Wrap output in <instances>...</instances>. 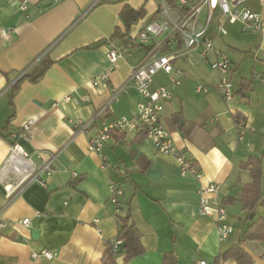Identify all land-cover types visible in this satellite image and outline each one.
Returning <instances> with one entry per match:
<instances>
[{
  "label": "crops",
  "instance_id": "0c3cea01",
  "mask_svg": "<svg viewBox=\"0 0 264 264\" xmlns=\"http://www.w3.org/2000/svg\"><path fill=\"white\" fill-rule=\"evenodd\" d=\"M160 3L0 0V127L20 131L34 119L31 135L19 136L17 142L36 165L56 154L47 188L31 182L9 195L8 185L16 178L8 160L12 143L0 137V221L5 222L0 228V264H102L108 241L116 238L121 228L119 218L126 215L141 232L144 252L126 261L121 253L118 264H164L169 253L176 264H199L202 260L237 264L220 255L240 241L255 219L264 217L261 203L250 212L240 201L251 181L241 162L264 155V89L258 87V83L264 84V28L245 32L216 12L208 34L217 49L228 53L231 71L222 74L211 69L210 55L206 62L177 59L174 72L160 71L154 77L153 88L167 86L171 92L162 114L164 123L175 145L197 163L200 178L182 176L176 159L160 153L142 132L113 133L104 146L109 163L125 168V175L104 166L88 147L103 125L137 112L141 96L128 85L119 101L96 116L114 90L127 85L131 68L145 56L147 48L131 42V37L156 17ZM127 5L142 9L144 16L131 26L125 43L115 34L126 31L121 12ZM247 5L260 11L264 19V7L257 0H249ZM169 6L177 8V0H170ZM219 24H224L226 35H217ZM178 46L174 43L171 48ZM114 47L125 50L124 56L116 61L108 78L102 79L111 66L108 52ZM169 50L165 46L162 52ZM246 57H253L247 70L241 67ZM189 58L194 60L196 55ZM42 60L50 66L39 81L25 80L13 87ZM177 69L188 75L172 86ZM220 77L233 83L234 100L225 101L216 90ZM198 82L209 85L210 91L196 93ZM66 96L74 99L66 101ZM180 112L182 127L172 129L168 118ZM237 115L246 122L243 140L239 139ZM76 120L92 121L89 132L76 129ZM152 169L158 171L154 177L150 176ZM73 172L78 175L72 176ZM111 179L119 180L123 187L119 205L110 199ZM209 184L217 185L218 192L207 197L219 196L227 208L226 223L233 227L224 239L216 219L198 212L201 190ZM261 189L264 199V174ZM223 198L234 200L226 204ZM26 218L30 225L21 222ZM243 247L253 257V264H264L263 242L246 240ZM44 249L54 257H33Z\"/></svg>",
  "mask_w": 264,
  "mask_h": 264
},
{
  "label": "built area",
  "instance_id": "2783aa9c",
  "mask_svg": "<svg viewBox=\"0 0 264 264\" xmlns=\"http://www.w3.org/2000/svg\"><path fill=\"white\" fill-rule=\"evenodd\" d=\"M249 0H177V8H170V0H160V8L154 19L148 22L138 33L131 37V42L143 45L147 48L145 56L137 65L131 68L127 85L114 90L109 102L103 106L96 116L102 114L109 108L110 104L117 102L120 96L127 91V86L132 85L141 96L137 106V112L130 116H123L112 120L97 130L89 140V150L96 152L102 159L103 165L114 169L121 175L126 174V169L119 165H111L104 154V146L111 137L112 131L120 133L142 132L151 139L156 149L166 155H172L178 164L179 172L182 176L191 174L196 178L201 177V170L197 163L188 157L185 150L179 149L172 137L171 131L164 123L162 114L165 110V103L171 98V92L167 86L153 88L155 75L163 71L165 73L174 72L173 62L177 59L189 60L192 62H206L211 55L210 67L218 73L231 71V59L227 52L217 49L214 39L208 34L209 28L214 21L216 12H220L225 22L238 23L241 30L245 32H256L264 28V19L260 11L247 5ZM260 7H264V0H257ZM22 8H27L23 3ZM206 16L203 19L204 12ZM217 35L224 36L228 33L224 24L216 25ZM166 36L164 41H158L161 36ZM174 43H179L177 48L172 49ZM169 46L170 52H162L163 47ZM125 50L114 47L108 52L111 66L102 75V79H107L116 61L124 56ZM196 53V54H194ZM130 56V53L128 54ZM191 55H196L194 60H190ZM176 76L171 79V85L176 86L181 83V78L188 73L182 69L175 71ZM225 101H232L235 98V87L230 79L220 77L215 85ZM211 87L206 84L196 86L195 92L203 94L209 92ZM74 98L66 96L64 100L69 101ZM76 101V100H75ZM92 121L76 120L74 127L81 132H89ZM34 119L27 121L19 132H12L10 135L11 154L9 163L13 167L16 178L8 185V193L12 195L15 191H22L29 183L38 182L42 187L47 188L48 176L53 172V161L56 154H51L48 161L41 165H36L25 149L17 142L19 136L29 137L32 133ZM246 122L240 120L237 123L239 139L243 140L246 130ZM254 131V128H250ZM76 172L72 176H77ZM110 199L119 205L123 195V187L119 180L111 179L109 184ZM218 187L209 184L201 190L198 212L201 216L214 217L217 221L221 239L226 238L232 231L226 223L227 208L222 204L219 196L207 197V194H215ZM95 219V222H98ZM25 225H30L31 220L26 218L21 221ZM5 226L4 221H0V228ZM122 241L116 238L108 241V246L118 250ZM44 256L53 258L54 254L49 250H41L33 253V257ZM199 264H207L205 260Z\"/></svg>",
  "mask_w": 264,
  "mask_h": 264
},
{
  "label": "trees",
  "instance_id": "16d2710c",
  "mask_svg": "<svg viewBox=\"0 0 264 264\" xmlns=\"http://www.w3.org/2000/svg\"><path fill=\"white\" fill-rule=\"evenodd\" d=\"M143 16L144 11L142 9L137 10L129 5L125 6L121 12V19L125 24L126 31L122 33L121 30H117L115 36H119L126 43L127 35L131 30V26L137 23ZM49 66V61L42 60L31 72L24 73V75L20 77L13 87H18L25 80L30 82L39 81ZM240 86L244 87L242 83ZM181 119L182 113H175L169 116L168 124L172 129L182 127ZM240 120L241 116L237 115V123ZM193 126L194 124H191V127ZM14 131L18 132V130L11 129L9 126L0 127V137L10 140V135ZM113 133L115 134L119 132L112 131L111 135ZM140 134L142 136H146L145 133ZM263 166L264 155L260 157L251 156L240 164L242 169L248 170L250 172L251 181L244 187L240 197V201L243 203L244 208L250 212L253 211L259 203H261L262 207L264 208V199L262 197L261 189L264 174ZM233 200V198H223V202L226 204H232ZM119 219L121 221V228L116 239L121 240L122 243L118 250H114L108 246L102 264H118L117 257L121 253L125 254L124 259L126 261L144 252V247L141 242V232L136 224L131 220L130 215L120 217ZM246 240L261 241L264 243V217L259 216L257 219H255L247 228V230L244 231L240 241L222 253L220 257L224 259L232 258L237 262V264H253V257L243 247V242ZM164 264H176L175 257L172 255V253L165 255Z\"/></svg>",
  "mask_w": 264,
  "mask_h": 264
},
{
  "label": "rangeland",
  "instance_id": "374dc122",
  "mask_svg": "<svg viewBox=\"0 0 264 264\" xmlns=\"http://www.w3.org/2000/svg\"><path fill=\"white\" fill-rule=\"evenodd\" d=\"M258 51H257V49H254V53H257ZM258 54V53H257ZM261 55V54H260ZM247 59L243 62V65L241 66V67H244V69H248V65H249V63H248V60L249 59H252L251 57H246ZM257 68V67H256ZM262 69L261 68H257V71H261ZM201 84H204V83H202V82H198V83H196V86H198V85H201ZM258 84H260V85H258ZM257 85H258V87H260V88H262V89H264V84L263 85H261V83H258Z\"/></svg>",
  "mask_w": 264,
  "mask_h": 264
},
{
  "label": "water",
  "instance_id": "95a60500",
  "mask_svg": "<svg viewBox=\"0 0 264 264\" xmlns=\"http://www.w3.org/2000/svg\"><path fill=\"white\" fill-rule=\"evenodd\" d=\"M157 173H158V171H156L154 169L150 170V176L151 177H154Z\"/></svg>",
  "mask_w": 264,
  "mask_h": 264
}]
</instances>
